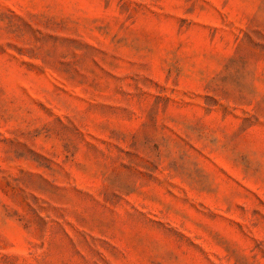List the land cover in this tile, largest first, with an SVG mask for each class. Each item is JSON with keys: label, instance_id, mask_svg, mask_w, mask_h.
<instances>
[{"label": "rangeland", "instance_id": "1", "mask_svg": "<svg viewBox=\"0 0 264 264\" xmlns=\"http://www.w3.org/2000/svg\"><path fill=\"white\" fill-rule=\"evenodd\" d=\"M0 264H264V0H0Z\"/></svg>", "mask_w": 264, "mask_h": 264}]
</instances>
